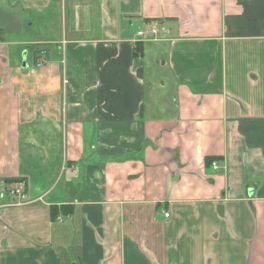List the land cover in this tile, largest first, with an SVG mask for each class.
Here are the masks:
<instances>
[{
    "label": "crops",
    "instance_id": "1",
    "mask_svg": "<svg viewBox=\"0 0 264 264\" xmlns=\"http://www.w3.org/2000/svg\"><path fill=\"white\" fill-rule=\"evenodd\" d=\"M56 3L26 65L0 39V264H264V0H0L3 28Z\"/></svg>",
    "mask_w": 264,
    "mask_h": 264
},
{
    "label": "rangeland",
    "instance_id": "2",
    "mask_svg": "<svg viewBox=\"0 0 264 264\" xmlns=\"http://www.w3.org/2000/svg\"><path fill=\"white\" fill-rule=\"evenodd\" d=\"M21 6L23 5L21 4ZM23 7L22 24L20 26L21 32L19 33L13 34L11 31L4 29L3 25H9L12 19L0 15V35L14 44L17 48L16 59L21 61L22 58V62L24 61L25 52L30 51V48L33 46V41L39 38L53 40L63 37L61 32V18H63L64 11V7L60 3H56L53 7L45 9L42 15L40 14L41 16L37 18L36 15L38 12L35 9ZM30 22H32V26L29 24ZM134 24H136L135 21ZM18 41H20V44L16 45ZM51 44L54 45L56 43Z\"/></svg>",
    "mask_w": 264,
    "mask_h": 264
},
{
    "label": "built area",
    "instance_id": "3",
    "mask_svg": "<svg viewBox=\"0 0 264 264\" xmlns=\"http://www.w3.org/2000/svg\"><path fill=\"white\" fill-rule=\"evenodd\" d=\"M168 31L166 25L163 23H152L147 29L138 31V35L141 38H148L150 40H158L162 37L163 33ZM217 162L214 161L213 165L217 166ZM7 194L13 198L19 204L29 201V195L27 191L26 181L23 179H17L12 181L7 187ZM169 216V213H166Z\"/></svg>",
    "mask_w": 264,
    "mask_h": 264
},
{
    "label": "trees",
    "instance_id": "4",
    "mask_svg": "<svg viewBox=\"0 0 264 264\" xmlns=\"http://www.w3.org/2000/svg\"><path fill=\"white\" fill-rule=\"evenodd\" d=\"M158 21V20H157ZM0 39H1V35H0ZM140 49H141V46H139V51L137 50V52H140ZM208 161H211V158L208 159ZM68 208V205H62V206H52L51 209H52V216H58L59 214V211H66V209ZM69 211V209H68ZM71 211V210H70ZM72 212V211H71Z\"/></svg>",
    "mask_w": 264,
    "mask_h": 264
},
{
    "label": "water",
    "instance_id": "5",
    "mask_svg": "<svg viewBox=\"0 0 264 264\" xmlns=\"http://www.w3.org/2000/svg\"><path fill=\"white\" fill-rule=\"evenodd\" d=\"M23 64H24V65H26V63H25V62H24Z\"/></svg>",
    "mask_w": 264,
    "mask_h": 264
}]
</instances>
